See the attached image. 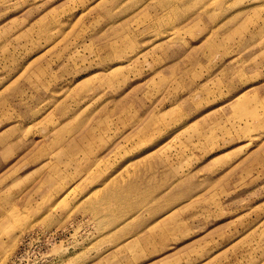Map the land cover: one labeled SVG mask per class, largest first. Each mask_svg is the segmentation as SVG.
<instances>
[{"label": "rangeland", "instance_id": "374dc122", "mask_svg": "<svg viewBox=\"0 0 264 264\" xmlns=\"http://www.w3.org/2000/svg\"><path fill=\"white\" fill-rule=\"evenodd\" d=\"M0 264H264V0H0Z\"/></svg>", "mask_w": 264, "mask_h": 264}]
</instances>
